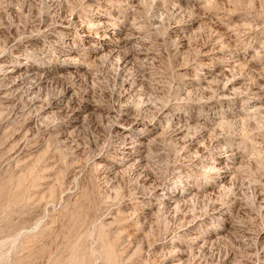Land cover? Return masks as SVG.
<instances>
[{"label":"rangeland","instance_id":"374dc122","mask_svg":"<svg viewBox=\"0 0 264 264\" xmlns=\"http://www.w3.org/2000/svg\"><path fill=\"white\" fill-rule=\"evenodd\" d=\"M0 264H264V0H0Z\"/></svg>","mask_w":264,"mask_h":264},{"label":"bare ground","instance_id":"6f19581e","mask_svg":"<svg viewBox=\"0 0 264 264\" xmlns=\"http://www.w3.org/2000/svg\"><path fill=\"white\" fill-rule=\"evenodd\" d=\"M114 19V18H113ZM116 20V19H115ZM69 22V21H67ZM71 22V21H70ZM81 23L78 25V27H75V31L77 33V37L78 38H82V37H88V36H93L95 37L97 40L98 39H109L111 38V36L109 35L110 32L109 31H105V34H100L99 31H104V30H108V29H112V28H115L116 26V23L114 21H110V20H106V21H98L97 25H90L88 20H86L84 17L81 18V16L78 15V13L73 17V20L71 23L74 24V26H76V23ZM92 24V23H91ZM132 24V25H131ZM130 26H129V33L125 36H122V37H119L116 42H118V46L117 47H121L122 45L126 44L128 41H133L131 44L134 45L135 43H138L142 36H141V28L140 26L136 25L135 23L131 22ZM135 24V25H133ZM63 26V25H62ZM83 28V29H82ZM78 29V30H77ZM121 29V28H120ZM92 30H95L96 32H93L91 33ZM56 34H59L61 35L62 38H67L69 39L67 42H63L61 43V45H59V47L61 48V50H58L59 52L60 51H65V54L67 52V54H71V53H74L76 54V49H75V43H73V38H69V35H70V31H68L66 28H59L56 30ZM31 38V37H30ZM123 43V44H122ZM53 44L56 45V41H53ZM90 46L92 47H95L97 49H93L92 47L88 46V45H85L84 48H88L90 49V53L92 52V55L91 57L89 56V54L86 53V56H89L92 60L91 61H88V60H79L78 59H75V61L73 62V65L74 66H85L86 68H88L89 66H91V62H94V61H99L100 59H105L106 57H109L111 56L114 52L117 51L118 53V49L119 48H114L115 45H111V47H106L103 46V45H98V44H95L94 42H90L89 43ZM122 44V45H121ZM117 49V50H116ZM53 53H56V54H59L57 53L58 51L55 50L54 48L51 50ZM116 53V55H117ZM115 55V54H114ZM113 55V56H114ZM66 57V56H65ZM70 57V56H69ZM76 57V56H75ZM70 59V58H69ZM82 59V58H81ZM51 60V59H50ZM90 60V59H89ZM49 61V60H48ZM94 64V63H93ZM68 65V64H67ZM236 65H233L230 64L229 65V68H232V70L234 69ZM16 68L13 69L11 68L9 71H8V74L9 73H14V72H18L19 75H21L22 78H29L32 74H34L37 70L41 69L42 67L40 65H36V64H31L29 63V65L27 64H19V65H16L15 66ZM77 68V67H76ZM228 70V69H226ZM46 72V71H45ZM15 74V73H14ZM44 74V76H46L45 73H42ZM61 74V73H60ZM204 75L205 78L208 79V77L211 76V74L209 73H201ZM43 76V75H42ZM49 76V75H48ZM47 77V76H46ZM20 78V76H19ZM32 78V77H31ZM45 79V78H44ZM21 80V79H20ZM209 81V80H208ZM207 81V82H208ZM26 93V92H25ZM24 93V94H25ZM28 93V92H27ZM254 97V96H253ZM129 132H136V129H131L129 130ZM122 141V149L123 148H128V150L125 152V155L127 157H125L122 161L126 160H133V162H136V163H140L142 161V155H141V149L140 147L144 146V143L141 142V141H137L135 140L133 137H131L130 135L129 136H124L121 138ZM126 143H129L128 145ZM221 150V149H220ZM237 153L236 152H231L229 154H226L225 156H231V155H236ZM234 157V156H233ZM120 158V157H119ZM123 158V157H122ZM121 160V159H120ZM234 160V159H233ZM212 163H215L213 160L211 161ZM119 164V163H118ZM121 164V163H120ZM221 167H228L226 169H219L217 167H215V165H211L209 166V170H205L207 172V177H210L212 174H215L214 176V179H220L221 178V173H219L221 170H225V172L227 171H230V167L231 166H221ZM122 168V167H121ZM204 177V176H203ZM212 177V176H211Z\"/></svg>","mask_w":264,"mask_h":264}]
</instances>
